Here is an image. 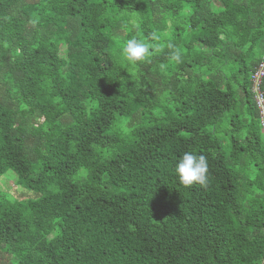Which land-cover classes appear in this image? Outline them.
Wrapping results in <instances>:
<instances>
[{
  "label": "trees",
  "instance_id": "obj_1",
  "mask_svg": "<svg viewBox=\"0 0 264 264\" xmlns=\"http://www.w3.org/2000/svg\"><path fill=\"white\" fill-rule=\"evenodd\" d=\"M263 61L264 0H0V264H264Z\"/></svg>",
  "mask_w": 264,
  "mask_h": 264
},
{
  "label": "clouds",
  "instance_id": "obj_2",
  "mask_svg": "<svg viewBox=\"0 0 264 264\" xmlns=\"http://www.w3.org/2000/svg\"><path fill=\"white\" fill-rule=\"evenodd\" d=\"M134 30H139L140 24L137 19H130L128 22ZM161 37L157 32L149 34V39L157 41ZM169 45V48H172ZM153 50L159 52V47L155 44L145 42L133 36L128 39L123 46V56L132 64L143 62L153 55ZM171 60L179 63L181 60V53L175 50L171 54ZM175 172L178 175L179 182L184 186H192L199 184L206 186L208 181V162L204 155H196L191 151L185 152L179 159L175 167Z\"/></svg>",
  "mask_w": 264,
  "mask_h": 264
},
{
  "label": "built area",
  "instance_id": "obj_3",
  "mask_svg": "<svg viewBox=\"0 0 264 264\" xmlns=\"http://www.w3.org/2000/svg\"><path fill=\"white\" fill-rule=\"evenodd\" d=\"M253 91L256 94V101L263 119L264 127V61L259 65L252 75Z\"/></svg>",
  "mask_w": 264,
  "mask_h": 264
}]
</instances>
